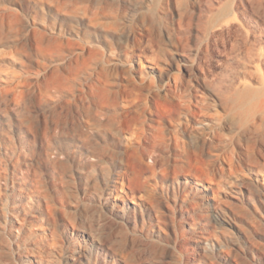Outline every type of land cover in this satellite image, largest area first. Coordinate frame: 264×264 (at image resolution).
I'll return each mask as SVG.
<instances>
[{"label": "rangeland", "instance_id": "374dc122", "mask_svg": "<svg viewBox=\"0 0 264 264\" xmlns=\"http://www.w3.org/2000/svg\"><path fill=\"white\" fill-rule=\"evenodd\" d=\"M261 198L264 0H0V264H264Z\"/></svg>", "mask_w": 264, "mask_h": 264}, {"label": "bare ground", "instance_id": "6f19581e", "mask_svg": "<svg viewBox=\"0 0 264 264\" xmlns=\"http://www.w3.org/2000/svg\"><path fill=\"white\" fill-rule=\"evenodd\" d=\"M18 190L19 191H23L24 189L23 188H21V187H19L18 188ZM259 191V190H258ZM262 193V192H261ZM260 194V193H259ZM258 195V194H257ZM261 201L264 203V199L263 198H261ZM264 211V210H263ZM264 213V212H263ZM84 244V243H83ZM86 245V244H85ZM81 246V245H80ZM83 248V247H82ZM82 255H84V253L81 251V250H79L78 252H76V257H77V260H79L80 259V257H82ZM82 261V260H81Z\"/></svg>", "mask_w": 264, "mask_h": 264}]
</instances>
